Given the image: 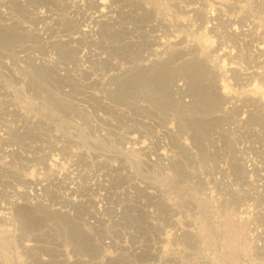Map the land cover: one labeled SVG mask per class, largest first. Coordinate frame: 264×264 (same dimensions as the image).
Returning <instances> with one entry per match:
<instances>
[{
  "label": "rangeland",
  "instance_id": "rangeland-1",
  "mask_svg": "<svg viewBox=\"0 0 264 264\" xmlns=\"http://www.w3.org/2000/svg\"><path fill=\"white\" fill-rule=\"evenodd\" d=\"M94 1L99 0H91V3L89 0H0V213L4 212L0 214V264H264V59L260 64L259 59L249 56L252 51L247 50L241 36L224 39L219 27L214 31L206 29L205 25L199 28L200 19L197 17L207 10L212 11L218 5L222 8L221 16L225 14V17L237 20L245 15L255 23L257 30L264 32V5L256 0H196L197 15L189 17L182 16L184 13L179 7L185 5V0H182L183 4L181 0H104L116 12V15H112L115 24L111 25L112 28L107 27L105 37L97 38V48L63 41L62 38H67L63 36L75 35L72 32L75 26L73 23L76 22L71 20L79 18L83 10L82 14H92L96 10L91 6ZM77 6L81 7L78 11L80 15L76 13ZM124 6H127V10ZM68 11L71 14L66 13ZM117 11L122 13V17L117 15ZM174 12L179 14L178 19ZM142 15L146 27L137 22L142 21ZM180 20L183 23L186 21V30ZM45 21L47 26L44 25ZM123 22L129 24L125 25ZM155 23L166 29L164 41L165 38L172 37L173 33L176 35L175 32L176 37L180 35V39L178 38L176 46L167 51L168 55H164L166 62L161 57L160 63L157 61L159 64L153 66L150 63L155 62L156 57L149 53L155 46L149 48L141 45L137 36H151L150 25H156ZM51 24L55 27L50 26ZM71 28L73 30L68 31ZM51 32L57 33L53 34L55 37ZM101 42L105 43L104 46L110 45L104 47ZM218 43L232 49H229L233 52L231 58L226 57L227 60L222 57L225 62L217 56L215 47ZM183 45L187 47L184 48ZM118 46L125 48L120 49ZM178 47L179 51L176 50ZM85 59L89 61L86 63ZM43 62L45 65H42ZM229 64L234 65V68L229 69ZM156 66L163 67L158 69L156 77L161 74L162 82L167 83L162 84V87L168 90L158 86L157 80L150 82L146 79V75H154ZM190 66H199V74L196 71L199 84H203V91L208 88L210 94L214 95L210 103L200 99L190 85L186 70ZM202 68L204 69L201 71ZM121 69L125 70L123 72L127 76L120 75ZM250 70L254 71V77L250 80L242 79L243 74ZM129 71L131 74L128 75ZM145 71L147 74L143 73ZM205 71L208 74L202 73ZM241 73L243 76H240ZM135 79H138V84ZM109 81L113 84L109 85ZM163 92L167 94L163 95ZM42 101L46 104H41ZM86 105L88 107L82 108ZM99 106L103 108L100 109ZM125 127L140 132V142L146 139L148 141L146 137L156 133V162L152 160L155 156H148L152 160L149 161L148 157L146 159L141 154L134 153L132 145L125 140L128 132ZM142 133H147L146 137ZM211 135L217 136L214 144L209 141L212 140ZM206 151L211 154L207 156ZM78 152H82L86 159V165L78 164L81 168L78 165L75 168L79 170L82 180H86L87 174H91L94 169L97 170L95 167L101 159L99 164L114 166V172L118 176L112 172L110 177L107 176L109 179L103 177L102 184L96 182L101 185L95 183V188L90 182L82 184L76 181V184V178L70 184L73 173L77 172L73 170L75 166L71 167L76 163ZM206 157L209 158L205 162ZM162 158L166 162L170 160L169 169L158 172L156 166ZM244 158L248 160V164L254 165L253 171L243 168L241 161ZM170 170L177 173L181 183L169 177L168 173L172 174ZM200 170L203 171L202 179ZM107 180L112 181L110 187L113 188L108 187L107 192H102L103 183L106 184ZM145 185L156 193L153 198L139 197L134 202H128L131 198L129 195L133 192L132 187ZM67 187L68 190L75 191L76 198L68 194ZM92 189L97 191L94 193ZM101 196L104 204L103 201L97 202ZM30 201L34 203L30 204ZM79 201L87 203L80 204ZM12 205L20 208H12L10 214L9 207ZM117 209L120 214L116 212Z\"/></svg>",
  "mask_w": 264,
  "mask_h": 264
},
{
  "label": "bare ground",
  "instance_id": "bare-ground-1",
  "mask_svg": "<svg viewBox=\"0 0 264 264\" xmlns=\"http://www.w3.org/2000/svg\"><path fill=\"white\" fill-rule=\"evenodd\" d=\"M91 0H89V2H90ZM256 1H258L257 3H259V4H261V5H264V0H256ZM22 2V1H21ZM29 2V1H28ZM88 2V3H89ZM130 2V1H129ZM133 2V1H132ZM181 2H182V4L184 3L182 0H181ZM91 3V2H90ZM135 3V2H134ZM133 3V4H134ZM138 3V2H137ZM180 3V2H179ZM178 3V4H179ZM198 4L197 3V1L195 0H185V5H182V6H179L180 8H181V11L183 10V15L182 16H184V15H187V16H194V17H196V9H197V5L196 4ZM200 3V2H199ZM80 4H82V3H80ZM128 4H130V3H128ZM127 4V5H128ZM174 4H175V2H174ZM194 4V5H193ZM221 3H219V5H220ZM78 5V4H77ZM86 5V4H85ZM108 4H107V2L106 1H104V0H99L98 2L97 1H94L93 2V5L91 4V6H93V8L94 9H96V10H94L93 12H92V10L90 9V8H87V9H90L91 10V12H92V14H82L83 13V11H82V13H81V16H79V18H76V20L75 19H73V20H71L72 22L73 21H75L76 23H73L75 26H74V30L71 28V29H68V31L70 30H73L74 32H72L73 34H75V35H73L72 37H70V36H63V37H67V38H62V39H64L63 41H67V42H69V43H71V44H74V43H79V44H83V45H89V46H92V47H94V46H96L97 45V42H98V40H97V38H100V37H105L107 34H105V36H104V33H105V30H108L107 29V27L108 26H113L114 24H115V20L113 19L114 17L112 16V15H114V13H115V15H116V12L114 11V10H112L111 8H113V7H110V6H107ZM136 5V4H135ZM139 5V4H138ZM196 5V6H195ZM200 5V4H199ZM76 6V5H75ZM140 6V5H139ZM225 6H226V4H225ZM39 7V6H38ZM55 7V6H54ZM89 7V6H88ZM116 7V6H115ZM125 7V6H124ZM127 7V6H126ZM125 7V9L127 10V8ZM174 7H176V5L174 6ZM200 7V6H199ZM227 7V6H226ZM61 8V7H60ZM72 8V7H71ZM75 8V7H74ZM80 8L81 7H79V6H77L76 7V13H78V11H80ZM118 8V7H117ZM221 7H219L218 5H217V7L215 6V7H213V9H212V11H209L208 12V10L206 11V12H203V14H201L200 16H197V17H199V24H198V27L199 28H202V27H200V26H202V25H205V28L206 29H210V30H213L214 31V29H216L217 27H219V28H221V30H222V35L221 36H223V38L225 37V38H238V37H242V39H243V41H242V43L244 42V45L246 46V48H247V50L248 51H252V53H251V55H249V56H252L254 59L255 58H257V60L259 59V62L258 63H260L261 64V62H262V58L264 59V32H262V31H260V30H257L256 28H255V23L252 21V20H248V17L247 16H245V15H243V16H240L237 20H234V19H230V18H227V17H225L224 15L223 16H221L222 14L220 13V10L222 9H220ZM229 8V7H228ZM39 9V8H38ZM44 9L46 10V8L44 7ZM52 9H53V7H52ZM62 9V8H61ZM69 9V8H68ZM68 9H66V10H68ZM85 9V8H84ZM115 9V8H114ZM124 8H123V10H125ZM138 9H139V7H138ZM176 9V8H175ZM179 9V8H178ZM36 10V9H35ZM40 10V9H39ZM56 10H57V8H56ZM65 10V9H64ZM135 10V9H134ZM134 10L132 11L133 13H134ZM141 10V9H140ZM34 11V10H33ZM37 11V10H36ZM44 11V10H43ZM42 11V13H44ZM48 11V10H47ZM49 11H50V9H49ZM49 11L47 12V13H49ZM62 11V10H61ZM87 11V10H86ZM121 11V10H120ZM118 12L117 13V15H121L122 13V11L121 12ZM129 11V10H128ZM180 11V10H179ZM40 12H41V10H40ZM39 12V13H40ZM52 12V11H51ZM50 12V13H51ZM90 12V13H91ZM127 12V11H126ZM130 12V11H129ZM178 12V11H177ZM177 12L175 13L174 12V15H176L177 14ZM32 13H34V12H32ZM36 13V12H35ZM45 13H46V11H45ZM44 13V14H45ZM56 13V12H55ZM66 13H70L69 11L68 12H66ZM73 13H75V11L73 12ZM75 13V14H76ZM85 13V12H84ZM121 13V14H120ZM131 13V12H130ZM130 13H128V14H130ZM132 13V14H133ZM138 13V12H137ZM139 13H140V11H139ZM181 13V12H180ZM198 13V12H197ZM41 14V13H40ZM39 14V15H40ZM62 14V13H61ZM71 14V13H70ZM79 15H80V13H78ZM127 14V15H128ZM136 14V13H135ZM134 14V15H135ZM32 15V14H31ZM34 15V14H33ZM49 15V14H48ZM59 15V14H58ZM63 15V14H62ZM138 15V14H137ZM141 15V14H140ZM144 15V14H143ZM143 15L141 16V18L143 17ZM181 15V14H180ZM199 15V14H198ZM30 16V15H29ZM35 16V15H34ZM36 16H37V14H36ZM42 16H44V15H42ZM42 16H39V17H42ZM50 16V15H49ZM77 16V15H76ZM75 16V17H76ZM177 16H179V14L178 15H176V17ZM28 17V16H27ZM38 17V16H37ZM36 17V18H37ZM45 17V16H44ZM51 17V16H50ZM56 17H57V15H56ZM63 17V16H62ZM69 17V16H68ZM71 17V16H70ZM73 17V16H72ZM120 17H122V15L120 16ZM146 17V16H145ZM176 17H173V18H175L176 19ZM222 17H225V18H222ZM46 18H47V15H46ZM59 18H60V16H59ZM126 18V17H125ZM135 18V17H134ZM150 18V17H149ZM179 17H177V19H178ZM29 19V18H28ZM38 19V18H37ZM44 19V18H43ZM42 19V20H43ZM50 19V18H49ZM70 19H72V18H70ZM130 19H133V18H130ZM129 19V20H130ZM139 19H140V17H139ZM143 19L145 20V18H142L141 20L142 21H137L138 23H140L141 25L143 24L144 25V23L145 22H143ZM151 19V18H150ZM180 19H184V18H181L180 17ZM186 19V18H185ZM188 19V18H187ZM36 20V19H35ZM45 20V19H44ZM48 20V19H47ZM46 20V21H47ZM54 20V19H53ZM118 20H120V18L118 19ZM121 20H123V19H121ZM127 20H128V18H127ZM153 20V19H152ZM174 20V19H173ZM190 20V19H189ZM194 20V19H193ZM34 21V20H33ZM46 21H45V23H44V25H46ZM57 21V20H56ZM117 21V20H116ZM151 21V20H150ZM181 21V20H180ZM188 21V20H187ZM38 21H36V23H37ZM49 22V21H48ZM67 22V21H66ZM70 22V21H69ZM120 22V21H119ZM127 22H129L130 23V21H127ZM131 22H134L135 23V21H131ZM152 22H154V21H152ZM159 22V21H158ZM178 22V21H177ZM196 22V21H195ZM32 23V22H31ZM35 23V22H34ZM35 23V24H36ZM52 23V22H51ZM55 23V22H54ZM59 23V22H58ZM71 23V22H70ZM118 23V22H117ZM121 23V22H120ZM124 24H125V22H123ZM129 23H127V24H129ZM146 23H147V21H146ZM149 23V22H148ZM181 23H183L182 21H181ZM180 23V24H181ZM197 23V22H196ZM38 24V23H37ZM57 24V23H56ZM62 24V23H61ZM65 24V23H64ZM122 24V23H121ZM127 24H125V25H127ZM131 24H133V23H131ZM154 24V23H153ZM156 25H150V33L152 32V35L151 36H148V37H146V36H144V37H142L141 35L140 36H137L138 38V41L139 42H141V45H144L145 47L146 46H149V48H150V46H155L154 47V49H152V52H150L149 54H153V56H155L156 57V61L155 62H152V63H150V64H153V66L154 65H157V63L159 62L160 63V61H159V59L162 57H164V55L167 53V55H168V52H169V49H171L176 43H178V38H179V36L178 37H176L177 36V33L175 32V34L176 35H174V33H173V35H174V37H173V35H172V37H167V38H165L166 40L164 41L163 40V36L165 35L166 36V29L162 26V25H160L159 23H155ZM180 24H175V26H178V25H180ZM189 24H190V21H189ZM29 25H30V23H29ZM40 25H42L41 24V22H40ZM48 25H49V23H48ZM138 25V24H137ZM136 25V26H137ZM149 25V24H148ZM164 25V24H163ZM173 25H174V23H173ZM193 25H194V22H193ZM197 25V24H196ZM31 26V25H30ZM47 26V25H46ZM50 26H53V24H51ZM56 26H58V25H56ZM61 25L59 24V27H60ZM71 26V25H70ZM83 27V28H80V27ZM112 26L110 27V28H112ZM122 26V25H121ZM131 26V25H130ZM135 26V27H136ZM145 26V25H144ZM143 26V27H144ZM187 26V23H186V21H185V23H183L182 24V27L184 28V27H186ZM33 27H34V24H33ZM37 27V26H36ZM38 27H39V25H38ZM37 27V28H38ZM49 27V26H48ZM53 27H55V26H53ZM119 27V26H118ZM129 27V26H128ZM133 27V26H132ZM140 27V26H139ZM142 27V26H141ZM146 27V26H145ZM148 27V26H147ZM180 27V26H179ZM197 26H196V28H198ZM58 28V27H57ZM56 28V29H57ZM121 28V27H120ZM123 28V27H122ZM131 28V27H130ZM129 28V29H130ZM188 28V27H187ZM195 28V27H194ZM195 28V29H196ZM198 28V29H199ZM39 29V28H38ZM43 29V28H42ZM44 29H46V28H44ZM49 29V28H48ZM78 29H79V31H78ZM81 29V30H80ZM133 29H134V27H133ZM132 29V30H133ZM141 29V28H140ZM139 29V30H140ZM168 29V28H167ZM185 30H186V28H184ZM188 29H190V28H188ZM187 29V30H188ZM50 30V29H49ZM51 30H53L52 28H51ZM63 30V29H62ZM67 30V29H66ZM113 29H111V31H112ZM116 30H118V29H116ZM120 30V29H119ZM124 30V29H123ZM137 30V29H136ZM170 30V29H169ZM181 30V29H180ZM183 30V29H182ZM31 31H33V30H31ZM39 31V30H38ZM44 31V30H43ZM42 31V32H43ZM47 31V30H46ZM59 31V30H58ZM148 31V30H147ZM168 31V30H167ZM41 32V33H42ZM56 32H57V30H56ZM62 32V31H61ZM109 33H110V31H108ZM115 32H117V31H115ZM136 32H138V31H136ZM140 32H141V30H140ZM155 32H156V34H155ZM41 33H38V34H40L41 36H42V34ZM44 33H46V32H44ZM49 33V32H48ZM47 33V34H48ZM52 33V32H51ZM60 33V32H59ZM64 33V32H63ZM65 33H67V32H65ZM71 33V34H72ZM133 33V32H132ZM143 33V32H142ZM141 33V34H142ZM148 33V32H147ZM170 33V32H169ZM172 33V32H171ZM221 33V32H220ZM53 34H57V33H52V35ZM62 34V33H61ZM111 34V33H110ZM114 34V33H113ZM119 34H121V33H119ZM124 34H126V33H124ZM127 34H129V33H127ZM138 34V33H137ZM145 34H146V32H145ZM44 35V34H43ZM59 35V34H58ZM118 35V34H117ZM134 35V34H133ZM148 35V34H147ZM150 35V34H149ZM4 36V35H3ZM36 36V35H35ZM37 36H39V35H37ZM48 36V35H47ZM54 37H55V35H53ZM109 36V35H108ZM120 36V35H119ZM119 36H118V38H119ZM125 36V35H124ZM129 36H130V34H129ZM128 36V38L130 39V37H132V36H130L129 37ZM1 37V36H0ZM8 37V36H7ZM44 37V36H43ZM52 37V36H51ZM114 37V36H113ZM134 38H135V36H133ZM143 38V41H141L140 40V38ZM150 37V38H149ZM181 37H182V34H181ZM219 37V36H218ZM13 38V37H12ZM40 38V37H39ZM42 38V37H41ZM48 38V37H47ZM117 38V37H116ZM124 38V37H123ZM133 38V39H134ZM219 38H221V37H219ZM224 38V39H225ZM97 41H96V40ZM180 39V38H179ZM11 40V39H10ZM13 40V39H12ZM59 40H60V38H59ZM83 41V42H80V41ZM101 40V39H100ZM107 40V39H106ZM184 40V39H183ZM222 40V39H221ZM230 40V39H229ZM46 41H48L49 43H51L49 40H47L46 39ZM103 41H105V40H103ZM128 41H132V40H127V42ZM136 41V40H135ZM186 41V40H185ZM226 41V40H225ZM224 41V42H225ZM47 42V44H49ZM55 42V41H54ZM112 42V41H111ZM122 42V41H121ZM126 42V43H127ZM142 42H144V43H142ZM229 42V41H228ZM102 43V42H101ZM108 43V42H107ZM116 43L117 42H115V45H116ZM119 43V42H118ZM123 43V42H122ZM223 43V42H222ZM222 43H218L217 45H216V47H215V50L216 51H218V54H217V56H218V58H221L222 59V57H223V59H225L226 57H228V58H231L232 56H233V54H231V53H233L232 51H230V50H232L231 48H229L228 49V47H230V46H228V47H226V45L225 46H223V44ZM226 43V42H225ZM224 43V44H225ZM46 44V43H45ZM46 44V45H47ZM64 44V43H63ZM67 44V43H66ZM78 44V45H79ZM100 44V43H99ZM103 44V43H102ZM105 44V43H104ZM104 44H103V46H104ZM112 44V43H111ZM129 44V43H128ZM181 44V43H180ZM187 44V43H186ZM190 44V43H189ZM227 44V43H226ZM107 45H110V44H107ZM107 45H105V46H107ZM113 45V44H112ZM121 45H123V44H121ZM124 45H125V43H124ZM130 45V44H129ZM138 44H136V46H137ZM191 45V44H190ZM189 45V46H190ZM230 45V44H229ZM60 46V45H59ZM59 46H58V48H59ZM69 46V45H68ZM67 46V47H68ZM82 46V45H81ZM104 46V47H105ZM176 46V45H175ZM179 46V45H178ZM53 47H55V46H53ZM52 47V48H53ZM66 47V46H65ZM66 47V48H67ZM72 47V46H71ZM74 47V46H73ZM78 46H76V48H77ZM80 47V46H79ZM84 47V46H83ZM103 47V48H104ZM111 47V46H110ZM118 47H120V46H118ZM122 47V46H121ZM120 47V49H123V48H125V47H123V48H121ZM132 48L134 47L133 45L131 46ZM131 47H129V48H131ZM140 47V46H139ZM183 47H184V45H183ZM185 47H187V45H185ZM184 47V48H185ZM64 48V47H63ZM65 48V49H66ZM88 48V47H87ZM96 48H97V46H96ZM100 48H102V47H100ZM99 48V49H100ZM114 48V47H113ZM116 48V47H115ZM144 48V47H143ZM64 49V50H65ZM73 49V48H72ZM80 49V48H79ZM83 49V48H82ZM86 49V48H85ZM107 49H109V48H107ZM135 49V48H134ZM139 49V48H138ZM137 49V50H138ZM145 49V48H144ZM175 49V48H174ZM181 49V48H180ZM188 49V48H187ZM244 49H245V47H244ZM98 50V49H97ZM96 50V51H97ZM114 50V49H113ZM136 50V51H137ZM141 50V49H140ZM146 50H149V49H146ZM177 51H179V47H178V49H176ZM76 51V50H75ZM90 51V50H89ZM99 51V50H98ZM111 51V50H110ZM115 51H117V50H115ZM132 51V50H131ZM134 51V50H133ZM168 51V52H167ZM173 51V50H172ZM186 51V50H185ZM193 51V50H192ZM247 51V52H248ZM77 52V51H76ZM92 52H94V51H92ZM104 52V51H103ZM108 52V51H107ZM112 52V51H111ZM127 52H129V51H127ZM143 52H145V51H143ZM176 52V51H175ZM188 52V51H187ZM189 52H191L190 50H189ZM83 53V52H82ZM101 53V52H100ZM99 53V54H100ZM112 53H114V52H112ZM136 53V52H135ZM172 53V52H171ZM89 54V53H88ZM94 54V53H93ZM96 54V53H95ZM98 54V55H99ZM104 54V53H103ZM102 54V55H103ZM115 54H117V53H115ZM132 54V53H131ZM139 54H140V52H139ZM144 54V53H143ZM148 53H147V55H149ZM176 54V53H175ZM175 54H174V56H175ZM192 54V53H191ZM249 54V53H248ZM90 55V54H89ZM113 55V54H112ZM121 55V54H120ZM124 55V54H123ZM133 55H135V54H133ZM138 55V54H137ZM146 55V56H147ZM150 55V56H151ZM169 55H170V53H169ZM173 55V54H172ZM172 55H171V57H172ZM189 55H190V53H189ZM189 55H187V56H189ZM193 55V54H192ZM88 56V55H87ZM93 56V55H92ZM116 56H118V55H116ZM125 56H127V55H125ZM145 56V55H144ZM183 56H184V54H183ZM186 56V55H185ZM86 57V56H85ZM98 57V56H97ZM100 57V56H99ZM111 57V56H110ZM109 57V58H110ZM114 57V56H113ZM119 57V56H118ZM117 57V58H118ZM121 57V56H120ZM135 57V56H134ZM140 57H141V55H140ZM139 57V58H140ZM142 57H143V55H142ZM170 57V58H171ZM235 57V56H234ZM91 58V57H90ZM131 58V57H130ZM130 58H129V60H130ZM136 58V57H135ZM176 58H179V57H175V59ZM183 58V57H182ZM188 58V57H187ZM81 59H83V57L81 58ZM89 59V58H88ZM86 60L85 59V62L87 61H89V60ZM112 59H114V58H112ZM121 59V58H120ZM142 59V58H141ZM140 59V60H141ZM145 59V58H144ZM167 59V58H166ZM181 59V58H180ZM179 59V61H181ZM186 59V58H185ZM222 59V60H223ZM227 59V58H226ZM233 59V58H232ZM101 59H99V61H100ZM109 60H111V58L109 59ZM123 60H125V58L124 59H122V61ZM136 60V59H135ZM137 60H139V59H137ZM145 60H147V59H145ZM161 60V59H160ZM163 60V59H162ZM164 60H165V57H164ZM171 60H173L172 58H171ZM183 60H184V58H183ZM181 61V62H184V61ZM221 60V61H222ZM228 60V59H227ZM46 60H44V62H45ZM106 61H108V60H105V62ZM150 61H151V59H150ZM158 61V62H157ZM168 61H170V60H168ZM188 61H189V58H188ZM224 61V60H223ZM222 61V62H223ZM230 62L232 61L231 59L229 60ZM44 62H43V64L42 65H45L44 64ZM77 62V61H76ZM79 62V61H78ZM85 62H84V64H85ZM86 62V63H87ZM92 62H95V61H92ZM104 62V61H103ZM109 62V61H108ZM112 61H110L109 63H111ZM126 62V61H125ZM138 62V61H137ZM162 62H164V61H162ZM165 62H166V60H165ZM185 62H187V61H185ZM225 62V61H224ZM45 63H47V62H45ZM90 63V62H89ZM100 63H101V61H100ZM113 63V62H112ZM119 63V62H118ZM134 63V62H133ZM149 63V62H148ZM158 63V64H159ZM173 63H175L174 61H173ZM41 64V63H40ZM76 64H78V63H76ZM91 64V63H90ZM89 64V65H90ZM99 64V63H98ZM103 64V63H102ZM105 64V63H104ZM103 64V65H104ZM113 64H115V63H113ZM137 64V63H136ZM142 64V63H141ZM233 64V63H232ZM255 64H257V61H256V63ZM259 64V65H260ZM87 65V64H86ZM88 65V66H89ZM97 65V64H96ZM119 65H121V63L119 64ZM125 66L124 67H126V64H124ZM128 65V64H127ZM145 65H147V62L145 63ZM203 65V64H202ZM77 66V65H76ZM87 66V67H88ZM93 66H94V64H93ZM100 66V65H99ZM105 66H107V65H105ZM110 66H111V64H110ZM109 66V67H110ZM117 66V65H116ZM163 67L165 66V65H162ZM162 66H156L155 67V69H154V71H155V73H154V75H151V74H153V73H151V74H149V75H146L148 78H146V79H148L150 82H153V81H155L156 82V80H157V83L156 84H158V86L159 85H161V88L162 89H166V88H164V86L162 87V84H165L166 83V81L164 82H162V76H157L156 77V74L158 75V73H159V70L158 69H162L163 67ZM256 66V65H255ZM87 67H86V69H87ZM92 67V66H91ZM108 67V69L110 70V68ZM120 67V66H119ZM122 67V66H121ZM127 67H129V66H127ZM132 68H134L133 66H131ZM137 67V66H136ZM147 67V66H146ZM151 67V66H150ZM80 68V67H79ZM84 68V67H83ZM99 68V67H98ZM97 68V69H98ZM107 68V67H106ZM153 68V67H152ZM201 68V67H200ZM234 68V65L232 66V65H230L229 64V69H233ZM9 69V68H8ZM96 69V68H95ZM96 69V70H97ZM102 69H104V67L102 68ZM112 69H114V67L112 68ZM145 69V68H144ZM150 69V68H149ZM149 69H147V71L149 70ZM157 69V70H156ZM204 68H202L201 69V71L203 70ZM247 69V68H246ZM78 70V69H77ZM81 70H82V68H81ZM92 70V69H91ZM96 70H92L93 72L94 71H96ZM128 70V69H127ZM130 70H132L131 68H130ZM135 70H137V69H135ZM152 70V69H151ZM187 72H188V78L187 79H189V81H190V85L192 86V88L194 89V91L196 92L195 94L200 98V99H202L204 102H207V103H210L211 101H213V99H214V95H213V93L212 94H210V91H209V89L207 88V89H205L204 91H203V89H202V86L201 85H203V84H199L200 82L197 80V78L199 77L198 75H197V73L199 74V66H190V67H188L187 69ZM248 70V69H247ZM246 70V71H247ZM263 70H264V65H263ZM86 71V70H85ZM100 71V70H99ZM98 71V72H99ZM102 71V70H101ZM115 71V70H114ZM118 71H119V69H118ZM121 71H122V69H121ZM123 71H125L124 69H123ZM122 71V74L120 73V75H123V77H125L124 76V74L126 75V72H123ZM138 71H140V70H138ZM173 71V70H172ZM172 71H169V72H172ZM196 71H198L197 73H196ZM200 71V72H201ZM208 71V70H207ZM245 71V72H246ZM9 72V71H8ZM83 73H84V71H82ZM90 72V71H89ZM111 72V71H110ZM113 72V71H112ZM132 72V71H131ZM141 72H142V70H141ZM162 72H164V71H162ZM254 71H248V72H246V73H244L243 75H242V73H241V75L240 76H243L242 77V79H244V80H250V78L253 76V73ZM97 73V72H96ZM116 73V72H115ZM114 73V74H115ZM132 73H134V72H132ZM144 74L146 73V71L145 72H143ZM168 73V72H167ZM174 73V72H173ZM196 73V74H195ZM204 75L207 73L206 71H205V73L204 72H202ZM85 74V73H84ZM111 74V73H110ZM129 74H131L130 73V71H129V73H128V75ZM137 74V73H136ZM147 74V73H146ZM208 74V73H207ZM82 75V74H81ZM93 75V74H92ZM97 75H99V74H97ZM108 75V74H107ZM113 75V74H112ZM140 75V74H139ZM143 75V74H142ZM165 75H168V74H165ZM171 75V74H170ZM170 75H169V77H170ZM239 75V74H238ZM237 75V76H238ZM77 76V75H76ZM86 76V75H85ZM104 76H105V74H104ZM127 76V75H126ZM133 76V75H132ZM137 76H138V74H137ZM137 76H134V78L135 77H137ZM145 76V75H144ZM88 77V76H87ZM120 78H122L121 76H119ZM131 77V76H130ZM139 77V76H138ZM137 77V78H138ZM180 77V76H179ZM239 77V76H238ZM254 77V76H253ZM115 78H116V76H115ZM126 78H128V77H126ZM131 78H133V77H131ZM130 78V79H131ZM175 78V77H174ZM185 78V77H184ZM241 78V77H240ZM110 79V78H109ZM114 79V78H113ZM141 79V78H140ZM145 79V78H144ZM145 79V80H146ZM162 79V80H161ZM169 79V78H168ZM173 79V78H172ZM252 79V78H251ZM77 80V79H76ZM104 80V79H103ZM108 80V79H107ZM117 80H118V78H117ZM120 80V79H119ZM136 80V83L138 82L139 83V81H138V79H135ZM135 80H134V83H135ZM165 80V79H164ZM175 80V79H174ZM244 80H242V81H244ZM113 81V80H112ZM116 81V80H115ZM188 81V80H187ZM241 81V82H242ZM253 81V80H252ZM88 82V81H87ZM91 81H89V83H90ZM102 82V81H101ZM107 82V81H106ZM105 82V83H106ZM117 82V81H116ZM146 82V81H145ZM154 82V83H155ZM167 82H169V81H167ZM245 82V81H244ZM248 82V81H247ZM247 82H245V83H247ZM110 81H109V85H110ZM115 83V82H114ZM121 83H122V81H121ZM125 83V82H124ZM137 83V84H138ZM172 84H173V82H171ZM248 83H250V82H248ZM252 83V82H251ZM84 84H85V82H84ZM90 84H93V83H90ZM89 84V85H90ZM107 84H108V82H107ZM111 84H113V83H111ZM131 84V83H130ZM141 84H142V82H141ZM140 84V85H141ZM147 84V83H146ZM167 84V83H166ZM169 84V83H168ZM87 85V84H86ZM89 85H88V87H89ZM124 85V84H123ZM148 85V84H147ZM179 85V84H178ZM248 85V84H247ZM93 86V85H92ZM91 86V87H92ZM101 86H103V85H101ZM108 86V85H107ZM136 86H138V85H136ZM155 86H157V85H155ZM157 86V87H158ZM172 86V85H171ZM106 87V86H105ZM112 87V86H111ZM124 87V86H123ZM123 87H121V88H123ZM135 87V86H134ZM148 87V86H147ZM150 87V86H149ZM168 87H170V84L168 85ZM82 88V87H81ZM84 88V87H83ZM99 88V87H98ZM108 88V87H107ZM120 88V87H119ZM125 88V87H124ZM135 88H137V87H135ZM141 88L143 89L144 87H142V85H141ZM86 88H84V90H85ZM149 89V88H148ZM152 89H154V91H155V88H153L152 87ZM170 89V88H169ZM82 90V89H81ZM92 90V89H91ZM90 90V91H91ZM103 90V89H102ZM111 90H112V88H111ZM115 90V89H114ZM118 90V88L116 89V91ZM122 89H120V91H121ZM129 90V89H128ZM127 90V91H128ZM161 90V89H160ZM166 90H168V89H166ZM137 91V90H136ZM140 91H142V90H140ZM144 91V90H143ZM157 91V90H156ZM158 91H159V89H158ZM165 91V90H164ZM43 92V91H42ZM85 92V91H84ZM92 92V91H91ZM98 92H101V91H98ZM104 92V91H103ZM103 92H101V93H103ZM108 92H109V89H108ZM111 92V91H110ZM110 92H109V94H110ZM115 92V91H114ZM129 92H131V91H129ZM128 92V93H129ZM145 92H146V90H145ZM152 92V91H151ZM160 93L162 92V91H159ZM168 92V91H167ZM170 92V91H169ZM95 93V92H94ZM100 93V94H101ZM107 93V92H106ZM106 93H104V94H106ZM120 93V92H119ZM133 93V92H132ZM139 93V92H138ZM141 93H143V92H141ZM82 94V93H81ZM87 94V93H86ZM96 94V96H98L97 95V93H95ZM95 94L93 95V96H95ZM108 94V93H107ZM113 94V93H112ZM115 94V93H114ZM117 94V93H116ZM144 94V93H143ZM153 94V93H152ZM151 94V95H152ZM163 95H165V94H167V93H165L164 94V92L162 93ZM83 95V94H82ZM90 95V94H89ZM103 95V94H102ZM141 95V94H140ZM149 95V94H148ZM157 95V94H156ZM171 96H172V94H170ZM169 95V96H170ZM87 96V95H86ZM100 96V95H99ZM105 96V95H104ZM104 96H103V98H104ZM109 96V95H108ZM122 96H124V95H122ZM121 96V97H122ZM145 96V95H144ZM150 96V95H149ZM90 97V96H89ZM106 97V96H105ZM120 97V96H119ZM86 98V97H85ZM84 98V99H85ZM91 99H92V97H90ZM89 98V99H90ZM116 98V97H115ZM118 98V97H117ZM123 98H125V97H123ZM150 98H153V96H151ZM149 98V99H150ZM158 98V97H157ZM163 98V97H162ZM87 99V98H86ZM90 99V100H91ZM94 99V98H93ZM105 99V98H104ZM106 99H108V98H106ZM111 99H114V97L113 98H111ZM119 100H122V99H120V98H118ZM141 99V98H140ZM156 99V98H155ZM165 98H163V100H164ZM83 100V99H82ZM97 100V99H96ZM103 100V99H102ZM110 100V99H109ZM158 100V99H157ZM85 101V100H84ZM94 101V100H93ZM98 101H100V98H99V100ZM111 101V100H110ZM114 101V100H113ZM115 101H117V100H115ZM142 101V100H141ZM149 101V100H148ZM151 101V100H150ZM149 101V102H150ZM159 101V100H158ZM80 102H81V100H80ZM90 102V101H89ZM92 102V101H91ZM105 102V101H104ZM107 102V101H106ZM118 102V101H117ZM154 102V101H153ZM85 103V102H84ZM119 103V102H118ZM121 103V102H120ZM148 103V102H147ZM81 104V103H80ZM86 104H87V102H86ZM89 104V103H88ZM93 104V103H92ZM94 104H95V102H94ZM93 104V105H94ZM103 104V103H102ZM110 104V103H109ZM154 104H156V103H154ZM92 105V106H93ZM97 105V104H96ZM96 105H94V106H96ZM101 105V104H100ZM108 105V104H107ZM245 105V104H244ZM103 106V105H102ZM109 106V105H108ZM86 107H88L87 105L85 106V107H82V108H86ZM91 107V106H90ZM94 108V107H93ZM99 108H100V106H99ZM103 107H101L100 109H102ZM109 109L108 110H110V107H108ZM88 109V108H87ZM99 109V110H100ZM105 109V108H104ZM103 109V110H104ZM89 110H93V109H90L89 108ZM97 111V113H98V108L96 109ZM84 112V111H83ZM86 112H87V110H86ZM106 112H109V111H106ZM95 113V112H94ZM104 113V112H103ZM103 113H102V115H103ZM110 113H111V111H110ZM97 115H99V114H97ZM101 115V116H102ZM104 115L106 116L107 114H105L104 113ZM103 115V116H104ZM96 117V116H95ZM99 117V116H98ZM107 117V116H106ZM102 118H104L105 119V117H102ZM97 120V119H96ZM98 120H99V118H98ZM106 121H108V119H105ZM98 122V121H97ZM101 122V121H100ZM100 122H98V123H100ZM104 123H105V121H103ZM109 122V121H108ZM135 123V122H134ZM97 124V123H96ZM131 124H133V123H131ZM130 124V125H131ZM137 124H138V122H137ZM98 125V124H97ZM95 126V127H98V126ZM106 125V124H105ZM104 125V126H105ZM108 125H110V124H108ZM112 125V124H111ZM135 126H136V124H134ZM141 125V124H140ZM140 125H139V127H140ZM100 126H102V125H100ZM150 126V125H149ZM139 127L138 128H136V129H139ZM142 127V126H141ZM140 127V128H141ZM112 128V127H111ZM110 128V129H111ZM126 128V127H125ZM134 128V127H133ZM153 128V127H152ZM98 129V128H97ZM103 129H104V127H103ZM102 129V130H103ZM106 129V128H105ZM128 128H126V130H127ZM142 129V128H141ZM146 129V128H145ZM145 129H143V130H145ZM148 129V128H147ZM101 130V131H102ZM106 131V130H105ZM108 131V130H107ZM110 132L112 131V130H109ZM116 131V130H115ZM121 131H123V129L121 130ZM120 131V132H121ZM137 131V130H136ZM135 130H132V129H128V132H127V134H126V136H125V140L128 142V143H130L129 145H132V147H133V149H134V153H139V154H141L142 156H144L146 159H147V157L149 156L150 158H151V156H155L152 160H153V162H156V133H151V134H149L147 131V133L150 135H147V136H149V137H146L145 135L147 134H145L144 135V133H142L146 138H148V141H147V139L144 141V140H142V142H140V141H138V139H139V137H140V135H139V133L138 132H136ZM139 131V130H138ZM149 131V130H148ZM150 131H151V129H150ZM113 132V131H112ZM111 132V133H112ZM118 132V131H117ZM107 133V132H106ZM122 133V132H121ZM120 133V134H121ZM124 133V132H123ZM109 134V133H108ZM107 134V135H108ZM125 135V134H124ZM118 136V135H117ZM121 137H122V134H121ZM120 137V138H121ZM118 138V137H117ZM116 139V138H115ZM142 139H144V138H142ZM119 140V139H118ZM123 141V140H122ZM122 141H118V142H121L122 143ZM124 143V142H123ZM128 143H126V144H128ZM128 145V146H129ZM130 150H131V148H130ZM77 152V151H76ZM73 153H75V152H73ZM128 153H131V152H128ZM96 154V153H95ZM34 155H35V153H34ZM77 159H75L76 160V163H74V165H72L71 164V162H70V164L72 165V167L71 168H73V166H75L74 168H73V170H76L77 168L76 167H78L79 165L78 164H83V165H86V159L83 157V154H82V152H78L77 154ZM138 155V154H137ZM71 156V155H70ZM95 156V155H94ZM97 156V155H96ZM104 156V155H103ZM31 157V156H30ZM37 157V156H36ZM98 157V156H97ZM101 157V156H100ZM100 157H98V158H100ZM105 157V156H104ZM103 157V158H104ZM106 157H108V156H106ZM105 157V158H106ZM148 157V158H149ZM39 158V157H38ZM105 158L103 159V160H105ZM149 158V161L151 160ZM37 159V158H36ZM36 159H34V161L36 160ZM72 159V158H71ZM94 159H95V157H94ZM108 159V158H107ZM109 159H110V157H109ZM108 159V160H109ZM26 160V159H25ZM38 160V159H37ZM102 160V159H101ZM100 160V161H101ZM151 160V161H152ZM96 161V160H95ZM94 161V163H96ZM100 161H98V164H97V166L95 167L97 170H95L94 169V171L91 173V174H87V177H86V180H82V176L81 175H79L80 173H78V171L76 172V173H73L74 174V176H72L71 177V180H69L70 181V184L74 181V179H75V182L77 181V182H79V183H87V184H89V182L91 183L90 185H92V187L94 186V185H96V184H98V183H96V182H100L101 184H102V180L104 179L103 177H106V178H108L107 176H109L112 172H114L115 170H114V166H107L106 167V165H102V164H99V162ZM147 161V160H146ZM29 162H31L30 160H29ZM72 162H73V160H72ZM89 162V161H88ZM102 162V161H101ZM106 162V161H105ZM107 162H109V161H107ZM148 162V161H147ZM32 163V162H31ZM30 164V163H29ZM28 164V165H29ZM69 164V165H70ZM93 164V163H92ZM92 164H90V165H92ZM146 164H148V163H146ZM151 164V163H150ZM69 165H67V170H68V166ZM78 165V166H77ZM89 165V164H88ZM96 165V164H95ZM108 165H109V163H108ZM31 166V165H30ZM94 166V165H93ZM156 166V165H155ZM80 168H81V166H79ZM90 167V166H89ZM89 167H87L86 169L88 170V168ZM149 167H151V166H149ZM70 168V169H71ZM76 168V169H75ZM85 168V167H84ZM83 169V168H82ZM84 170V169H83ZM89 170H90V168H89ZM69 171V170H68ZM66 172V171H65ZM80 172H82L81 170H80ZM85 173V172H84ZM115 173V172H114ZM119 174V173H118ZM63 175V174H62ZM65 175H67V174H65ZM72 175V174H71ZM84 176H86L85 174H83ZM113 175V174H112ZM115 175H117V173H115ZM118 176V175H117ZM63 177V176H62ZM61 177V178H62ZM68 177H70V175L68 176ZM67 177V178H68ZM110 177V176H109ZM126 177V176H125ZM129 177V176H128ZM128 177H127V179H128ZM65 178V177H64ZM63 178V179H64ZM80 178V179H79ZM102 178V179H101ZM118 178V177H117ZM132 178V177H131ZM69 179V178H68ZM85 179V178H84ZM109 179V178H108ZM110 179H114V178H110ZM116 179V178H115ZM118 179H120V178H118ZM130 179V178H129ZM80 180H82V182H80ZM122 180V179H121ZM133 180V179H132ZM35 181H37V180H35ZM34 181V182H35ZM63 181V180H62ZM68 181V182H69ZM126 181H128V180H126ZM30 182V181H29ZM32 182V181H31ZM43 182V181H42ZM59 182H60V180H59ZM59 182H58V184H59ZM64 182V181H63ZM74 182V183H75ZM76 182V184H78ZM114 182V181H113ZM118 182H121V181H118ZM123 182V181H122ZM130 182V181H129ZM28 183V182H27ZM37 183V182H36ZM47 183V182H46ZM66 183V182H65ZM96 183V184H95ZM99 183V184H100ZM112 183V181L111 180H107V182H106V184H104L103 183V187H104V189H102L101 191L103 192V190H105V192H107V190H108V187H110V184ZM137 183V182H136ZM25 184H26V182H25ZM30 184H32L33 185V183H30ZM38 184V183H37ZM41 184H43V183H41ZM44 184H45V182H44ZM63 184V183H62ZM61 184V185H62ZM76 184H74V185H76ZM82 184H80L81 186H82ZM86 184V185H87ZM99 184H98V186H99ZM100 184V185H101ZM123 184V183H122ZM133 184V183H132ZM132 184H131V186H132ZM138 184V183H137ZM136 184V185H137ZM40 185V184H39ZM49 185V184H48ZM85 185V184H84ZM127 185V184H126ZM139 185H141V184H139ZM37 187H38V185H36ZM66 186V185H65ZM64 186V187H65ZM69 186H71V185H69ZM73 186V185H72ZM97 186V185H96ZM113 186V185H112ZM116 186V185H115ZM119 186V185H118ZM122 186V185H121ZM124 186H125V184H124ZM29 187V186H28ZM33 187V186H32ZM31 187V188H32ZM44 187V186H43ZM47 187V186H46ZM62 187V186H61ZM76 187V186H75ZM77 187H79V186H77ZM83 187V186H82ZM36 188V187H35ZM68 188L69 187H67V190H68ZM83 188H85V187H83ZM89 188V187H88ZM94 188H95V186H94ZM99 188V187H98ZM102 188V187H101ZM110 188H113V187H110ZM126 188V187H125ZM130 188V187H129ZM80 189V188H79ZM90 189V188H89ZM128 189V188H127ZM132 189H133V192H132V195H129L131 198H130V200L128 201V202H130V201H132V202H134V199H136V198H139V197H148V198H153V195H155L156 193L154 192V190L152 191V190H150L149 189V187L148 186H133L132 187ZM33 190V189H32ZM40 190V189H39ZM82 190V189H81ZM92 190H94V189H92ZM113 190V189H112ZM21 191V190H20ZM41 191H43L42 189H41ZM45 191H46V189H45ZM87 191V190H86ZM85 191V192H86ZM95 191H97L96 189L93 191L94 193H95ZM110 191V190H109ZM129 191H130V189H129ZM21 192H23V191H21ZM65 192H66V190H65ZM68 192V194L70 195V194H72L73 196L76 194L75 193V191L72 189V190H68L67 191ZM78 192H79V190H78ZM87 192H90V190H88ZM86 192V193H87ZM98 192H100V190L98 191ZM16 193V192H15ZM83 193V192H82ZM81 193V194H82ZM92 193V192H91ZM101 193V192H100ZM109 193V192H108ZM107 193V195H109ZM124 193V192H123ZM85 194V193H84ZM99 194V193H98ZM105 194V193H104ZM111 194H112V192H111ZM15 195V194H14ZM17 196H18V194H16ZM22 195V194H21ZM67 195V194H66ZM77 195V194H76ZM89 195H91V194H89ZM96 194H94V196H95ZM102 195V194H101ZM81 197H82V195H80ZM87 196H88V194H87ZM113 196V195H112ZM66 197H68V196H66ZM70 197V196H69ZM75 197V196H74ZM84 197V196H83ZM82 197V198H83ZM106 197V196H105ZM104 197V198H105ZM62 198V197H61ZM73 198V197H72ZM76 198V197H75ZM89 198H91V197H89ZM92 198H93V196H92ZM64 199V198H63ZM84 199V198H83ZM82 199V200H83ZM86 199H88V198H86ZM95 199H96V197H95ZM94 199V200H95ZM107 199V198H106ZM110 199V198H109ZM59 200H60V198H59ZM65 200V199H64ZM73 200V199H72ZM80 200V199H79ZM81 200V201H82ZM92 200V199H91ZM93 200V201H94ZM68 201V200H67ZM74 201V200H73ZM76 201H77V199H76ZM88 201V200H87ZM103 201V197L101 196L100 198L98 197V199H97V202L99 203V202H102ZM62 202V201H61ZM64 203H65V201H63ZM80 202V201H79ZM95 202V201H94ZM96 202V203H97ZM104 202L105 201H103V204H104ZM107 202V201H106ZM110 202V201H109ZM117 202V201H116ZM14 203V202H13ZM71 203V202H70ZM81 203H87L86 201H84V202H80V204ZM92 203V202H91ZM97 203V204H98ZM17 204V203H16ZM15 204V205H16ZM72 204V203H71ZM70 204V205H71ZM93 204V203H92ZM91 204V205H92ZM115 204V203H114ZM128 204V203H127ZM64 205H66V203L64 204ZM102 205V204H101ZM118 205H119V203H118ZM121 205H123V203L121 204ZM71 206H73V205H71ZM103 206V205H102ZM126 206V205H125ZM128 206V205H127ZM3 207V206H2ZM12 207V206H11ZM65 207H67V206H65ZM78 207H80V205H78ZM4 208V207H3ZM18 208H20V207H18V206H14V209H18ZM76 208V207H75ZM108 208V207H107ZM118 208V207H117ZM5 209V208H4ZM103 209V208H102ZM113 209V208H112ZM124 211V210H123ZM127 211V210H126ZM3 211H1V213H2ZM118 214H120V212L118 211V209H117V211H116ZM0 213V214H1ZM4 213V212H3ZM96 213V212H95ZM94 213V214H95ZM124 214V213H123ZM115 215H116V213H115ZM120 216V215H119ZM117 217V216H116ZM119 218V217H118ZM121 218V217H120ZM259 219V218H258ZM260 219H262V218H260ZM120 220V219H119ZM263 220H264V218H263ZM262 222V221H261ZM263 223V222H262ZM261 223V224H262ZM264 227V226H263ZM156 228V227H155ZM153 230H154V228H153ZM154 232H155V230H154ZM135 236V235H134ZM131 237V236H130ZM132 238H134L133 236H132ZM132 238H129L130 239V241H131V239ZM135 239H137V236H136V238ZM139 239V238H138ZM152 239V238H151ZM154 240V239H153ZM132 241H134L133 239H132ZM142 241V240H141ZM148 241V240H147ZM140 242V241H139ZM143 242H144V240H143ZM151 242V241H150ZM131 243V242H130ZM141 243V242H140ZM134 244V243H133ZM136 244H137V242H136ZM150 244V243H149ZM148 245V244H147ZM137 246V245H136ZM149 246H152V245H149ZM155 246V245H154ZM133 247H135V246H133ZM141 247V246H140ZM139 247V248H140ZM143 247V246H142ZM141 247V248H142ZM137 248V247H136ZM140 248V249H141ZM145 249H146V244H145ZM135 250V249H134ZM137 251H139V249L137 250ZM134 252V251H133ZM141 252V251H140Z\"/></svg>",
  "mask_w": 264,
  "mask_h": 264
},
{
  "label": "built area",
  "instance_id": "built-area-1",
  "mask_svg": "<svg viewBox=\"0 0 264 264\" xmlns=\"http://www.w3.org/2000/svg\"><path fill=\"white\" fill-rule=\"evenodd\" d=\"M41 104H46V102L45 101H42V102H40ZM225 113H226V111H225ZM228 117V116H227ZM254 129V128H253ZM211 139L212 140H209L212 144H214V142L217 140V136L216 135H211ZM206 153V155L208 156V155H210L211 153L209 152V151H206L205 152ZM212 157V156H211ZM209 158V157H208ZM207 157L205 158V162H206V160L208 159ZM205 162H204V164H205ZM248 162V160L246 159V158H244V160L243 161H241V164L243 165V168L244 169H246L247 171H253V169L255 168L254 167V165L253 164H248L247 163ZM169 163H170V160L169 161H167L166 162V159L165 158H162V159H160L159 161H158V163H157V165L158 166H156L157 168H158V172H160V171H163V170H165V169H169V167H168V165H169ZM203 163V162H202ZM198 167L200 168L201 167V164L199 163L198 164ZM171 171V170H170ZM172 172V174H170V173H168L169 174V177L170 178H172L175 182L176 181H179V179L177 178V173H175V172H173V171H171ZM200 173H201V179H202V173H203V171H201L200 170ZM204 177H206V176H204ZM207 178V177H206ZM34 182V181H33ZM179 183H181V181H179ZM20 197H21V195H19ZM35 201H36V199H35ZM13 203V202H12ZM34 203V201H30V204H33ZM13 205H14V203H13ZM12 205V207H9V208H11L10 209V214H11V211H13V209H14V206ZM13 208V209H12Z\"/></svg>",
  "mask_w": 264,
  "mask_h": 264
}]
</instances>
